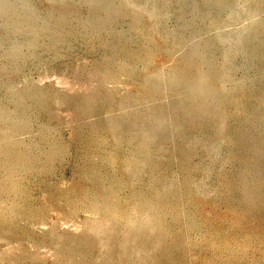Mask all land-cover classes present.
<instances>
[{"label": "rangeland", "instance_id": "374dc122", "mask_svg": "<svg viewBox=\"0 0 264 264\" xmlns=\"http://www.w3.org/2000/svg\"><path fill=\"white\" fill-rule=\"evenodd\" d=\"M0 264H264V0H0Z\"/></svg>", "mask_w": 264, "mask_h": 264}]
</instances>
